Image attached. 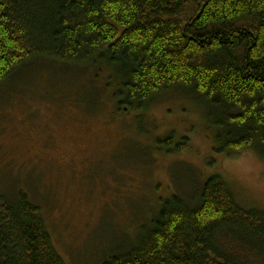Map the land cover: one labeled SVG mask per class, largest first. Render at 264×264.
<instances>
[{
	"label": "trees",
	"instance_id": "16d2710c",
	"mask_svg": "<svg viewBox=\"0 0 264 264\" xmlns=\"http://www.w3.org/2000/svg\"><path fill=\"white\" fill-rule=\"evenodd\" d=\"M34 59L107 66L119 112L187 91L212 109L215 152L264 159V0H0V86ZM156 146L181 154L188 141ZM149 222L101 264H264V211L217 173L187 200H161ZM0 264H66L24 192L0 190Z\"/></svg>",
	"mask_w": 264,
	"mask_h": 264
},
{
	"label": "rangeland",
	"instance_id": "374dc122",
	"mask_svg": "<svg viewBox=\"0 0 264 264\" xmlns=\"http://www.w3.org/2000/svg\"><path fill=\"white\" fill-rule=\"evenodd\" d=\"M110 73L34 59L0 86V190L39 207L66 264L128 248L161 200H187L216 173L244 208L264 211V159L215 152L211 107L174 89L142 114L119 112ZM170 133L188 141L185 152L156 146Z\"/></svg>",
	"mask_w": 264,
	"mask_h": 264
}]
</instances>
